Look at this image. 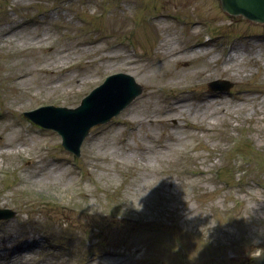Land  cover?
Masks as SVG:
<instances>
[{
	"label": "rangeland",
	"instance_id": "obj_1",
	"mask_svg": "<svg viewBox=\"0 0 264 264\" xmlns=\"http://www.w3.org/2000/svg\"><path fill=\"white\" fill-rule=\"evenodd\" d=\"M59 1L0 0V111L8 116L0 122V167L8 166L22 178L15 186L0 184V207L16 211L0 222L8 223L14 243L26 245L32 237L40 241L19 252H31L42 264H70L83 255V236L90 234L95 240L105 238L114 253H124L102 258L107 264L111 259L116 264H248V256L264 250V24L228 14L220 0ZM54 4L59 8L23 22L25 15ZM153 10L160 17L147 23L144 18L150 11L153 16ZM78 16L103 27L94 46L81 44L86 23ZM133 18L142 22L134 41L147 59L128 64L130 55L119 50L113 55L105 41L133 36ZM204 30H215L220 44L178 52ZM190 31L197 35L189 39ZM53 37L59 41L52 50L25 48L44 46ZM222 42L234 44L241 56L221 60ZM87 51L90 57L75 69L50 68L58 63L61 68ZM121 68L135 75L144 90L120 117L124 122L94 129L85 140L80 162L90 177L80 180L68 153L60 159L56 148L39 151L37 144L46 136L22 132L13 114L58 95L65 94L63 104H69L75 90L94 83L99 73ZM216 76L235 83L233 95L196 86L197 93H184L169 106L158 89L164 84L184 88L186 82ZM213 108L216 113L208 115ZM161 117L171 122L162 123ZM126 123L134 125L132 131ZM233 136H241L238 144L242 142L245 156L238 165L240 154L220 157ZM197 138L202 144L184 159ZM24 149L34 158L22 166L15 152ZM220 167L230 183L211 176L209 169ZM195 169L205 174L181 175ZM188 182L187 190L179 188ZM48 198L65 205L43 204ZM229 216L233 219L226 222ZM164 230L181 238L184 249L167 242ZM51 239L70 249L54 246Z\"/></svg>",
	"mask_w": 264,
	"mask_h": 264
},
{
	"label": "water",
	"instance_id": "obj_2",
	"mask_svg": "<svg viewBox=\"0 0 264 264\" xmlns=\"http://www.w3.org/2000/svg\"><path fill=\"white\" fill-rule=\"evenodd\" d=\"M222 6L230 13H242L251 19L264 23V0H222ZM121 79L123 78H118V80ZM139 87L140 86H135L134 84L132 85L130 82L115 83L109 80L108 83L103 87V91L108 92L109 90L118 89L108 92L105 95L106 98L110 99L107 103H115V107L118 109L120 106L128 104L133 98H135L136 95L140 93ZM101 119L105 120L106 116L102 117ZM79 130L83 129L79 128ZM86 133V131H82L78 137V142L82 140ZM258 264H264V259L262 260V263Z\"/></svg>",
	"mask_w": 264,
	"mask_h": 264
},
{
	"label": "bare ground",
	"instance_id": "obj_3",
	"mask_svg": "<svg viewBox=\"0 0 264 264\" xmlns=\"http://www.w3.org/2000/svg\"><path fill=\"white\" fill-rule=\"evenodd\" d=\"M172 42V41H171ZM195 49H199L198 47ZM189 50H193V49H189ZM196 54V53H194ZM239 57V54H234V53H230L228 55V59H237ZM212 102H208V104H210ZM216 109L213 108V110H211L209 112L208 115H214L216 112ZM205 115V114H204ZM133 117H137V115H133ZM5 202H7L5 200ZM5 202L3 203L5 205ZM256 208H259V206H257ZM8 223L5 221L4 223V227H0V248L3 247L6 250L2 253H0V264H27V260H20V259H15L14 256H11L13 254H15V256L20 255V250L22 251H28L29 248L31 246H33L34 244H39V241L37 239H35L34 237L30 238V240L28 241V243L26 245H23L21 243H14V241L16 240L14 234L11 232V230L9 228H7ZM7 255H10V257H7ZM7 257V258H5ZM115 261V262H114ZM114 262V263H113ZM117 259H111V264H116Z\"/></svg>",
	"mask_w": 264,
	"mask_h": 264
},
{
	"label": "clouds",
	"instance_id": "obj_4",
	"mask_svg": "<svg viewBox=\"0 0 264 264\" xmlns=\"http://www.w3.org/2000/svg\"><path fill=\"white\" fill-rule=\"evenodd\" d=\"M262 253H264V252H261V253H260L259 255H257V256H253V258L260 257Z\"/></svg>",
	"mask_w": 264,
	"mask_h": 264
}]
</instances>
